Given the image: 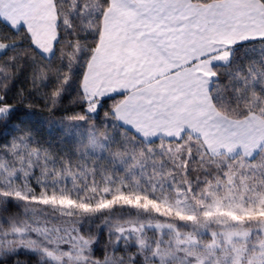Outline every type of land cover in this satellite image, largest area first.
Returning <instances> with one entry per match:
<instances>
[{
	"label": "snow or ice",
	"instance_id": "obj_1",
	"mask_svg": "<svg viewBox=\"0 0 264 264\" xmlns=\"http://www.w3.org/2000/svg\"><path fill=\"white\" fill-rule=\"evenodd\" d=\"M0 54V264H264V0H0Z\"/></svg>",
	"mask_w": 264,
	"mask_h": 264
},
{
	"label": "trees",
	"instance_id": "obj_2",
	"mask_svg": "<svg viewBox=\"0 0 264 264\" xmlns=\"http://www.w3.org/2000/svg\"><path fill=\"white\" fill-rule=\"evenodd\" d=\"M8 55H11L9 52ZM6 59L3 54H1L0 60ZM30 84H26L23 78H20L16 83L15 87L11 89L9 93V97L12 98L16 96L22 89H28L30 88ZM26 94V93H25ZM110 103V102H109ZM74 106L71 104V98L64 100L63 106L58 109L55 113H50L49 111L43 109L42 104L38 101L32 109L33 111H36L38 116L36 119H40V123H34V126L37 129L36 133V139L43 143L45 147L51 145V150L57 154L60 152H74V143L75 141L73 139L66 140L63 137L62 129H60L58 121L60 120L61 116L64 114V112L67 109H71ZM107 107V105H106ZM76 111H79L78 108L75 109ZM100 115H103L101 113ZM79 153L73 154V163H82L83 161H80L78 159ZM106 235V233H105ZM103 243L100 245V248H103ZM99 254V253H98ZM22 261L29 259L27 255H25L23 252L20 254L19 257Z\"/></svg>",
	"mask_w": 264,
	"mask_h": 264
},
{
	"label": "rangeland",
	"instance_id": "obj_3",
	"mask_svg": "<svg viewBox=\"0 0 264 264\" xmlns=\"http://www.w3.org/2000/svg\"><path fill=\"white\" fill-rule=\"evenodd\" d=\"M0 57H1V56H0ZM102 116H103V115H101V118H102ZM58 122H59V121H58ZM60 129H61V127H60Z\"/></svg>",
	"mask_w": 264,
	"mask_h": 264
},
{
	"label": "crops",
	"instance_id": "obj_4",
	"mask_svg": "<svg viewBox=\"0 0 264 264\" xmlns=\"http://www.w3.org/2000/svg\"><path fill=\"white\" fill-rule=\"evenodd\" d=\"M0 56H1V54H0Z\"/></svg>",
	"mask_w": 264,
	"mask_h": 264
}]
</instances>
